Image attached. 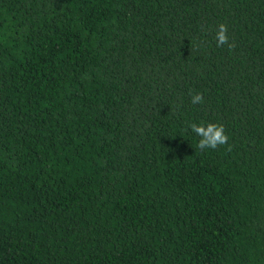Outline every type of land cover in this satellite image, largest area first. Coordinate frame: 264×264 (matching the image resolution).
<instances>
[{"label": "trees", "instance_id": "trees-1", "mask_svg": "<svg viewBox=\"0 0 264 264\" xmlns=\"http://www.w3.org/2000/svg\"><path fill=\"white\" fill-rule=\"evenodd\" d=\"M0 264H264V0H0Z\"/></svg>", "mask_w": 264, "mask_h": 264}, {"label": "clouds", "instance_id": "clouds-1", "mask_svg": "<svg viewBox=\"0 0 264 264\" xmlns=\"http://www.w3.org/2000/svg\"><path fill=\"white\" fill-rule=\"evenodd\" d=\"M215 38L218 47L224 45H227L229 49L235 47L234 43L229 42L227 26L224 24L218 26ZM191 103L194 105L203 103V94L199 92L191 94ZM189 128L200 137L198 147L201 150L205 148L216 149L218 146L225 145L229 139L222 124H205L204 122L200 124L191 123ZM229 150H231V146H229Z\"/></svg>", "mask_w": 264, "mask_h": 264}]
</instances>
